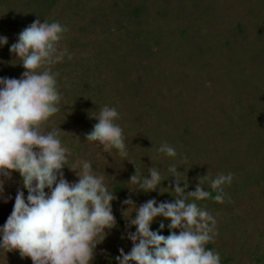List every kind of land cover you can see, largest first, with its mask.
<instances>
[{
  "label": "rangeland",
  "instance_id": "rangeland-1",
  "mask_svg": "<svg viewBox=\"0 0 264 264\" xmlns=\"http://www.w3.org/2000/svg\"><path fill=\"white\" fill-rule=\"evenodd\" d=\"M27 1L0 0V36L10 40L0 49V77L19 79L25 71L10 53L23 25L52 19L67 27L61 48L68 54L72 50L71 59L77 60L74 72L65 70L71 76L62 75L65 59L52 66L59 73L62 100L45 131L60 128L61 142L72 150L69 166L90 162L93 174L104 176L116 196L112 201L116 227L106 230L92 264H118L119 249L125 254L131 251L127 235L136 228L128 219L136 213L130 209L124 217L125 199L130 197L137 208L149 199L174 201L176 194L167 189H174L175 178L168 172L173 164L180 172V186L188 183L185 196L195 191L200 177L233 175L232 183L223 186L224 203L210 198L195 201L217 221L218 234L206 248L219 253L221 264H264V0H55L46 14L40 13L44 9L40 1L35 3L37 9L27 12L21 5ZM128 4L144 8L142 26L128 28L130 20L120 18ZM164 7L168 10L161 14ZM34 10L38 13L33 15ZM142 29L159 35L160 42L154 45L141 37L135 41L132 34ZM82 60L97 67L87 91L83 81L91 72L81 66ZM4 70L9 75H2ZM105 105L120 114L116 123L123 129L127 160L132 163L116 149L107 153L96 142L85 140L97 123L90 115H98ZM164 142L176 149V157L157 152ZM153 166L165 179L164 188L141 194L130 191L138 189L129 182L131 171L150 177L148 169ZM63 173L70 183L78 181L67 166ZM202 187L208 191L210 182L202 181ZM18 190L26 199L22 178L13 172L0 195V227L13 210ZM168 224L157 217L151 230L167 236ZM0 264L32 261L21 258L18 251L0 249Z\"/></svg>",
  "mask_w": 264,
  "mask_h": 264
},
{
  "label": "clouds",
  "instance_id": "clouds-1",
  "mask_svg": "<svg viewBox=\"0 0 264 264\" xmlns=\"http://www.w3.org/2000/svg\"><path fill=\"white\" fill-rule=\"evenodd\" d=\"M67 31L59 22L41 23L39 19L25 27L10 47L25 71L19 79L0 78V195L13 172L20 174L28 193L25 199L24 191H17L13 210L0 227V249L18 251L32 264H92L97 245L108 234L106 230L116 227L112 211L116 196L104 183V176L93 174L88 161L69 166L72 150L61 142V129L45 131L50 117L60 111L59 73H54L52 66L62 62L65 55L71 59L67 49L61 48ZM7 43V37H0V46ZM90 118L97 123L85 134L86 142H96L107 153L116 149L127 160L124 132L116 123L120 118L117 109L105 105ZM157 152L172 158L177 155L167 142ZM65 166L75 173L77 182L65 179ZM148 172L150 178L135 171L129 182L138 189L130 191L157 190L165 179L155 166ZM168 172L175 178L174 189L167 188L176 194L173 202L149 199L138 208L130 197L122 202L128 206L124 217L130 209L136 213L134 219H128L136 231L127 235L133 245L131 251L125 254L119 249L118 264H221L219 253L206 248L218 234L217 221L195 201L212 198L224 203L223 186L232 183L233 175L200 177L195 191H187L185 196L188 183L180 186L177 167L169 166ZM204 180L217 193L214 197L202 187ZM188 197L192 202H187ZM157 217L169 221V235L151 230ZM159 227L163 230L165 224L161 222Z\"/></svg>",
  "mask_w": 264,
  "mask_h": 264
},
{
  "label": "trees",
  "instance_id": "trees-1",
  "mask_svg": "<svg viewBox=\"0 0 264 264\" xmlns=\"http://www.w3.org/2000/svg\"><path fill=\"white\" fill-rule=\"evenodd\" d=\"M37 1H40V2H42V5L41 6H43L44 7V9L43 8H40V9H43L42 11H40V13L41 14H46L47 13V11H49V8H51L53 5H55V0H28L27 2V4H25V3H21V5H22V7H24V9L25 10H27V12H28V10H30V9H33V8H36V2ZM81 2H83V3H85L84 1H81ZM37 9V8H36ZM144 8L142 7V6H134V5H126V7H125V10L126 11H123V17L121 16L120 18L123 20L124 18H128V20H130V26H128V28H132V26L134 27L135 26V28H136V26L138 27L139 25L140 26H142V23L144 22V20L142 19V14H141V11L143 10ZM168 10V8H166V7H164L163 9H162V13L161 14H165V12ZM161 12V11H160ZM264 12V11H263ZM36 14V13H38L37 11H32V14ZM31 14V15H32ZM33 14V15H34ZM160 14V15H161ZM21 19V18H20ZM20 19L18 20V22L20 21ZM8 21H9V19H8ZM51 21H52V19H50L48 22L49 23H51ZM25 22H26V20H25ZM24 22V23H25ZM53 22V21H52ZM262 22V21H261ZM145 23V22H144ZM262 23H264V22H262ZM61 25H63L62 23H60ZM26 27V25H23V28H25ZM128 28H126V29H128ZM80 31H81V29H80ZM127 31V30H126ZM142 31H143V29H142ZM141 30L140 31H137V32H135L134 31V34H132V37H133V39H135V41H138V39L141 37V38H143V40H149L150 42L151 41H153V44L154 45H156L157 43H159L160 41V39H161V37L158 35H154V34H152L150 31H143L142 32ZM144 35V36H143ZM64 36H66V33H65V35ZM0 37H4V36H0ZM9 42H10V40H8V43L6 44V45H2V46H0V49H2V48H5L6 46L8 47V45H9ZM151 43H145V45L146 46H148V45H150ZM175 46V45H174ZM134 49V48H133ZM3 50V49H2ZM69 53H70V55L72 54V50H69L68 51ZM67 57V56H66ZM65 59V62L62 64V66L61 67H63V71L62 72H64V73H62V75H65V76H67V74L69 75V76H71V73H69L70 71L71 72H74V69H75V67H73V63H75L76 62V60H77V58L75 59H69L68 57L67 58H64ZM85 61L84 60H82V64H81V66H84L85 67V69H87V71H89V72H91L90 73V75H91V77L89 78V80L88 81H83L84 83H83V87L84 88H86L85 89V91H87L88 89H90V85L92 84V83H94V76L96 75V73H95V71L94 70H96V68H95V66H94V64L93 63H91V62H89V61H87V62H89V63H84ZM22 65L20 64V67H21ZM74 66H76V65H74ZM60 67V68H61ZM76 67H78L79 68V66H76ZM95 68V69H94ZM7 69L8 70H11L12 69V65L10 64L8 67H7ZM7 69H6V71H7ZM69 70V72L68 71H65V70ZM23 70V69H22ZM124 70V69H123ZM5 70H4V72H3V74L2 75H9L8 73H5L6 72ZM24 71H22L21 73H23ZM121 72V71H120ZM119 72V73H120ZM124 72V71H123ZM22 75V74H21ZM21 75H20V78H21ZM0 78H3V77H0ZM262 111H263V109H262ZM253 124H256V122H254ZM258 133V132H257ZM254 134V135H256V137L259 139V138H263V136L261 135V133H259V134ZM131 173H132V175L133 174H135V172L134 171H131ZM142 177H145V176H142ZM149 177V176H148ZM150 178V177H149ZM123 182V181H122ZM121 182V183H122ZM123 184V183H122ZM160 188H162L161 187V185H160ZM164 188V187H163ZM162 188V189H163ZM114 189L116 190V191H118V192H121L122 191V187L121 186H115L114 187ZM208 192H210L211 193V197H214L217 193L216 192H214V191H212V189L210 188L209 190H208ZM138 193L139 194H141V193H144V191H142V190H138ZM164 193V192H163ZM210 199H212V198H210ZM170 200L172 201V196H171V198H170ZM169 200V201H170Z\"/></svg>",
  "mask_w": 264,
  "mask_h": 264
}]
</instances>
